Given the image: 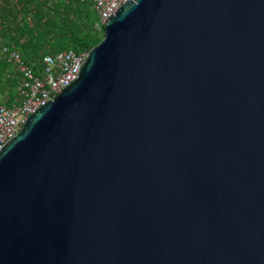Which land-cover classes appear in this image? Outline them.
Returning a JSON list of instances; mask_svg holds the SVG:
<instances>
[{
	"label": "water",
	"instance_id": "obj_1",
	"mask_svg": "<svg viewBox=\"0 0 264 264\" xmlns=\"http://www.w3.org/2000/svg\"><path fill=\"white\" fill-rule=\"evenodd\" d=\"M0 264H264V0H127L0 148Z\"/></svg>",
	"mask_w": 264,
	"mask_h": 264
},
{
	"label": "trees",
	"instance_id": "obj_2",
	"mask_svg": "<svg viewBox=\"0 0 264 264\" xmlns=\"http://www.w3.org/2000/svg\"><path fill=\"white\" fill-rule=\"evenodd\" d=\"M89 3L77 0H0V37L19 52L21 60L40 76L46 54L90 51L102 41L104 26ZM22 74L0 54V104L20 102Z\"/></svg>",
	"mask_w": 264,
	"mask_h": 264
},
{
	"label": "built area",
	"instance_id": "obj_3",
	"mask_svg": "<svg viewBox=\"0 0 264 264\" xmlns=\"http://www.w3.org/2000/svg\"><path fill=\"white\" fill-rule=\"evenodd\" d=\"M89 3L98 17V28L108 20L127 0H77ZM0 54L22 74L18 87L20 102L8 107L0 104V148L14 138L29 116L52 101L63 89L78 78L89 51L76 53L73 50L46 54L40 64V76L21 60L19 52L9 47L0 37Z\"/></svg>",
	"mask_w": 264,
	"mask_h": 264
}]
</instances>
